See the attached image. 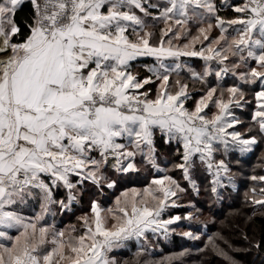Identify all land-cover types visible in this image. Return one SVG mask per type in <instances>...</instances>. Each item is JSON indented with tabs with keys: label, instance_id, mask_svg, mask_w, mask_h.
Wrapping results in <instances>:
<instances>
[{
	"label": "snow or ice",
	"instance_id": "obj_1",
	"mask_svg": "<svg viewBox=\"0 0 264 264\" xmlns=\"http://www.w3.org/2000/svg\"><path fill=\"white\" fill-rule=\"evenodd\" d=\"M228 7L235 15H221ZM142 57L155 64L144 65L153 75L141 80L131 62ZM191 57L203 61L200 71L181 59ZM229 75L234 82L225 87ZM154 83L153 94L146 86ZM197 84L199 98L188 107ZM254 85L259 90L246 91ZM253 101L251 126L237 131L242 121L233 109ZM253 128L258 135L248 134ZM157 133L175 145L170 169L158 163ZM258 136L264 139V0H0V241L7 242L0 264H117L108 254L125 241L147 245V232L167 238L169 226L192 219L162 218L186 191L168 172L179 170L198 193L192 173L202 166L219 200L221 189L234 187L228 153L251 152ZM149 167L163 174L121 191L111 207L91 199L79 227L41 223L53 207L71 211L86 185L103 194ZM249 179L259 187L245 200L264 215V175ZM29 199L39 202L35 216L14 210ZM243 238L257 250L264 243V236ZM217 240L228 243L215 233L205 248L236 264ZM146 251L139 247L136 264Z\"/></svg>",
	"mask_w": 264,
	"mask_h": 264
},
{
	"label": "trees",
	"instance_id": "obj_2",
	"mask_svg": "<svg viewBox=\"0 0 264 264\" xmlns=\"http://www.w3.org/2000/svg\"><path fill=\"white\" fill-rule=\"evenodd\" d=\"M231 5H240L242 4V0H230ZM156 2V0H153ZM25 10V9H24ZM19 14V13H18ZM221 15L226 16H233L235 15L231 11V7L226 8L224 11L221 12ZM162 26V25H160ZM158 36V32H157ZM183 41V40H182ZM199 47V46H197ZM182 61H186L192 68L197 71H200L203 65V61L199 58L191 57V58H181ZM169 62V61H166ZM155 64V61L150 57H142L138 58L136 61L131 62V70L138 75L139 79H143L146 76H152L153 74L148 72L144 65L152 66ZM181 76L187 80L188 74L186 72H182ZM155 80V77L153 76ZM175 79V76H173ZM210 82L214 85L215 84V76L209 77ZM234 82V78L230 75L225 77L222 81L225 87L230 86ZM158 83V82H157ZM150 87L152 93H155L156 90V83L146 86ZM199 85H196V89L192 91L193 100H189L187 102L188 107L193 106L194 99L199 98L200 92L198 91ZM259 85L249 86L246 91L250 89L257 90ZM249 99H252V96H249ZM255 108V103L253 101L252 104L247 105L244 109H233L234 114L242 121L240 125L236 126V130L242 133L247 132L248 128L251 126V115L252 111ZM214 108H211L209 111V115L211 112L214 111ZM250 135H258L255 128ZM259 139V136H258ZM156 144L158 148V163L160 166L164 168L170 169L172 167V163L175 161V157L173 153L175 152V145L168 146L163 143V140L160 138L159 133L156 136ZM264 152V139H259V143L254 146L253 150L249 153L241 154L239 152L230 151L228 153L227 159L230 164L231 171L235 174L233 177V186H229L226 189H221V199L216 200L210 190H209V180L210 177L208 176L207 171L202 167L199 166L193 170V178L198 185L199 192H193L192 188L186 186L187 190L189 191V195L187 196L185 193L181 194V199H176L177 205L175 207L170 206L166 209V211L162 214L163 219H168L170 216H177L183 215L187 212H194L195 215L201 216L204 213L210 212L213 217H223V223L221 227V234H226L230 236V241L227 243L230 247H226V251L232 254L233 257L237 259L245 260L244 262H248L251 264H264V243H262L261 249L257 250L252 247L248 241H246L243 237L244 234L250 238H255L256 240H260L262 236H264V215L261 214L260 209H255L250 203L246 202L245 200V193L249 191V189L253 186L259 187V182H254L249 179L252 175H264V159H262V154ZM222 153H217V158H221ZM179 170H173L168 172L169 175L173 177H181L182 173ZM109 174L114 175L111 169L108 170ZM163 173H156L153 170L148 169V171L142 170L138 175L129 176V177H121L118 180L117 188L115 189H105L103 194L97 192V190L91 186L86 185L85 189L79 199L78 203H74L72 206L71 211H64V215L66 220L72 222L71 214L81 213L82 215L85 212L89 211L90 200L97 199L99 201H108V203L113 204V199L116 195L119 194L120 191L128 188L130 186H136L139 188H143V186L147 185L148 182L153 178V176L162 175ZM183 177V176H182ZM227 183V181H225ZM55 198L60 199L63 198L65 193L64 190H58L54 192ZM186 195V196H185ZM184 197H188L185 199ZM189 202V203H187ZM231 210V211H230ZM226 211H230L225 217ZM193 214V215H194ZM216 215V216H215ZM74 217L77 219L78 216ZM252 217V221H249L248 218ZM202 218V217H201ZM192 220V219H191ZM192 221L187 222L181 221L180 223L176 222L173 225L169 226L170 229H175L178 224H181L185 227H191L198 231L201 237H209L212 232H214L217 228L216 226L210 223L208 220H200V222L192 223ZM220 224V225H221ZM238 225L240 227L238 228ZM225 227V228H224ZM241 233L242 236L238 237V233ZM147 239L149 243L145 245L143 239L140 240L139 245L135 238L125 241L123 246L120 248L113 249L108 255L110 259H115L117 263L119 261L127 259L129 263L127 264H136V253L139 250L140 246H144L147 248L146 254L149 253L151 256H156L159 253L176 249L180 245H188V247L192 248L194 243H198L196 240H191L189 243L188 238L186 237H177V233L175 231H170L167 238H164L160 233L153 234L151 231L146 233ZM227 237V236H226ZM220 246H225L223 240H219ZM205 241H201V246L204 251H201L203 254V258L199 261L198 264H208L205 259L208 256H212L215 259L219 260L222 264H229L227 260H224V257L216 255L212 248L209 246L205 248ZM155 245L159 246L161 249H156ZM199 245V243H198ZM231 246H238L243 248L240 251L231 250ZM144 253V254H145ZM142 259L139 258V261ZM204 261H206L204 263ZM143 264V263H140Z\"/></svg>",
	"mask_w": 264,
	"mask_h": 264
},
{
	"label": "rangeland",
	"instance_id": "obj_3",
	"mask_svg": "<svg viewBox=\"0 0 264 264\" xmlns=\"http://www.w3.org/2000/svg\"><path fill=\"white\" fill-rule=\"evenodd\" d=\"M244 2V0H242V3ZM228 5H231V1L230 0H228ZM185 41H180V43H184ZM165 63L166 64H171L172 62L171 61H169V62H166L165 61ZM197 71V70H196ZM257 90H259V88H257ZM154 94V93H153ZM198 99V98H197ZM214 111H215V109H213ZM246 129H248V126H247V128ZM261 154H264V152H262V153H260V155ZM218 158H220V157H218ZM160 167H162V168H164L163 166H160ZM179 172V171H178ZM181 173V172H180ZM173 178H175L179 183H180V185L182 186V187H184L185 189H186V191L184 192L187 196L189 195V191L187 190V188H186V186L188 187V185L186 184V183H184V181H183V177H182V175H181V177H173ZM146 186V185H145ZM145 186H143V188L145 187ZM128 188H130V187H128ZM135 188H138V189H143V188H139V187H136L135 186ZM123 191V190H122ZM121 192V191H120ZM119 192V193H120ZM180 196H181V194H179ZM185 195V196H186ZM180 196H178V198H176V199H181V197ZM185 199H188V197H184ZM187 203H189V202H187ZM113 206V205H112ZM255 209H258V207H255ZM166 211V210H165ZM231 211V210H230ZM230 211H226V214L224 215V217L228 214V213H230ZM188 213H191L192 214V220H193V222L192 223H197V222H200V220H203V221H205V220H208V221H210V223L211 224H213V226L215 225L216 226V230L214 231V232H212L211 233V235L210 236H213L215 233H220V235L221 236H223L224 237V239L225 240H227L228 241V243H229V241H230V236H228V235H226V234H221V230L223 229V227H221L222 226V222H223V217H213L212 215H211V213L210 212H208V213H204V215H201V216H198V215H195L194 214V212H192V211H190V212H187V213H184L183 215H179V216H181V217H183V216H185V215H187ZM194 214V215H193ZM229 215V214H228ZM216 216V215H215ZM202 217V218H201ZM191 219L190 220H181V221H186V224H187V222H189V221H192ZM181 221H178V223H180ZM221 224V225H220ZM240 227V225H238V228ZM225 228V227H224ZM174 231L177 233V237H178V239H179V237H183L182 235H180V233H182V232H185V231H188V232H192L194 235H197V236H199L200 237V239H198V240H196V241H198V243H199V245H198V243H194V245H193V247L192 248H190V247H188L189 246V244L188 245H180L179 247H176V249H171V250H166V251H163V252H161V253H159L158 255H156V256H151L149 253H145L144 255H142L141 257H139V258H141L142 260L140 261V263H143L144 264V261H153V262H158V264H198V263H200L199 261L203 258V254H202V252L200 251L201 249H202V245H201V241H205L206 243L208 242V237L206 238H204V237H201L200 236V234L198 233V231L196 230V229H194V228H191V227H185V226H182L181 224H178V226L177 227H175V229H174ZM238 237H240V236H242L241 235V233L239 232L238 234ZM227 236V237H226ZM192 240V239H191ZM191 240L190 239H188V241H189V243H191ZM217 242V244L219 245V240H217L216 241ZM202 247H201V246ZM225 246H220L221 248H223L225 251L227 250L226 249V247H228L226 244H224ZM122 247V246H121ZM120 248V247H119ZM155 248L156 249H161L159 246H157V245H155ZM240 249L241 250H243V248H241V247H238V246H231V250L233 251V250H235V251H240ZM181 252H183V253H185L183 256H179L178 254L179 253H181ZM227 252V251H226ZM215 254H216V252H214ZM228 253V252H227ZM217 255V254H216ZM228 255L232 258V260L233 261H235L236 262V264H251V263H248L247 261L246 262H244L245 260H242V259H237V258H235V257H233L232 256V254H230V253H228ZM220 256V255H219ZM169 257H172L173 259H171V260H168V259H166V258H169ZM221 257H223V256H221ZM138 258V259H139ZM135 259H137V257L135 258ZM206 261H204V263L206 262V263H208V264H222V263H220V261L219 260H217V259H215L214 257H210V256H208V258L207 259H205ZM225 260V259H224ZM127 263H129V261L127 260V259H125V260H122V261H119V263H117V264H127ZM227 263H229L228 261H227Z\"/></svg>",
	"mask_w": 264,
	"mask_h": 264
},
{
	"label": "crops",
	"instance_id": "obj_4",
	"mask_svg": "<svg viewBox=\"0 0 264 264\" xmlns=\"http://www.w3.org/2000/svg\"><path fill=\"white\" fill-rule=\"evenodd\" d=\"M26 12H27V8H25L24 12L18 14L17 19L22 18ZM131 187H135V186H130V188ZM99 202L104 208H108L113 205L112 203L111 204L108 203V201L105 202L99 201ZM14 210H16L19 214L24 215L25 217H33L37 212L40 211L39 202L37 199H29L25 204L15 206ZM80 214L81 213H76L74 215L80 216ZM74 215L73 214L70 215L72 218V222H70L69 220H66L67 217H65L64 212L59 211L57 207H53L52 210L44 217V220L41 223L45 225H54L57 230L65 229L70 225H77V227H79V223L77 219L74 217ZM8 232L9 235H15L14 229L8 230ZM0 243H7V242L0 241Z\"/></svg>",
	"mask_w": 264,
	"mask_h": 264
}]
</instances>
